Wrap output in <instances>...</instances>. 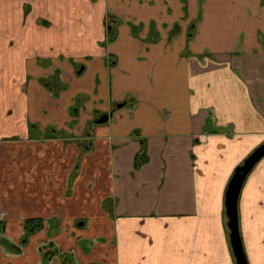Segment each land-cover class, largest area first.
Returning <instances> with one entry per match:
<instances>
[{
  "label": "crops",
  "instance_id": "0c3cea01",
  "mask_svg": "<svg viewBox=\"0 0 264 264\" xmlns=\"http://www.w3.org/2000/svg\"><path fill=\"white\" fill-rule=\"evenodd\" d=\"M3 53L0 264L49 241L47 264H236L225 190L264 142V0H0ZM246 179L239 233L264 264V163Z\"/></svg>",
  "mask_w": 264,
  "mask_h": 264
},
{
  "label": "water",
  "instance_id": "95a60500",
  "mask_svg": "<svg viewBox=\"0 0 264 264\" xmlns=\"http://www.w3.org/2000/svg\"><path fill=\"white\" fill-rule=\"evenodd\" d=\"M107 118L108 115H103L97 122L102 123L106 121ZM263 156L264 142L254 148L242 163L235 167L225 190V210L228 218L227 226L229 228L230 243L236 264H248L238 228L237 206L239 194L246 176Z\"/></svg>",
  "mask_w": 264,
  "mask_h": 264
},
{
  "label": "trees",
  "instance_id": "16d2710c",
  "mask_svg": "<svg viewBox=\"0 0 264 264\" xmlns=\"http://www.w3.org/2000/svg\"><path fill=\"white\" fill-rule=\"evenodd\" d=\"M45 84L52 90H58L61 86L57 84L54 80H44ZM42 220L40 218H29L24 220V235H23V241L27 239V236L31 234L32 232H35L38 230L41 226ZM3 222L0 220V232L3 231ZM0 242L2 244H5L6 242L3 241V239L0 238ZM54 244H52L51 241H49L47 244L41 246L40 251L42 253L43 261L41 264H47L49 259L52 255H54L58 250H53ZM60 264H73L74 258L73 255L70 252H62L60 253Z\"/></svg>",
  "mask_w": 264,
  "mask_h": 264
},
{
  "label": "rangeland",
  "instance_id": "374dc122",
  "mask_svg": "<svg viewBox=\"0 0 264 264\" xmlns=\"http://www.w3.org/2000/svg\"><path fill=\"white\" fill-rule=\"evenodd\" d=\"M191 26H192V24H190L189 26H186V28H187V32H188V35L190 34V31L192 32V30H191ZM6 57H8V58H11V55H9V56H7L6 54H2V55H0V58H6ZM29 60V58H27L25 61H28ZM10 73H12V74H16V71H12V72H10ZM14 74V75H15ZM55 75H57L56 73H54ZM203 97V96H202ZM217 100V99H216ZM201 109H203V110H205V112L207 111L206 109H209L208 108V104H207V102L205 101V99H203V98H201ZM217 105V107H218V109H220L221 111H223L224 113H226L225 111H224V109H223V104L222 103H217L216 104ZM208 112V111H207ZM210 112H212V110L210 111ZM232 112V111H231ZM233 128L232 127H229L228 128V130H232ZM263 142H261V143H259V144H256L255 146H253V147H251L250 148V150H249V152H247V154H245L244 155V157H242L241 158V161L254 149V148H256L257 146H259L260 144H262ZM264 163V156L255 164V166L251 169V171L248 173V175H247V179H246V184H245V187H246V185H247V182L252 178V176H253V174H254V172H255V170L257 169V168H260V166H262V164ZM237 165V164H236ZM244 187V188H245Z\"/></svg>",
  "mask_w": 264,
  "mask_h": 264
},
{
  "label": "flooded vegetation",
  "instance_id": "af4514ba",
  "mask_svg": "<svg viewBox=\"0 0 264 264\" xmlns=\"http://www.w3.org/2000/svg\"><path fill=\"white\" fill-rule=\"evenodd\" d=\"M54 76H56V75H54ZM46 79H48V80H54L55 82H57V84H59L60 86H61V82L58 80V79H56L55 77H52V78H50V77H48V78H46ZM60 89V88H59ZM58 89V90H59ZM57 90V91H58ZM56 91V90H55ZM102 117V116H101ZM97 121V120H96ZM53 250H58L57 248H55V247H53Z\"/></svg>",
  "mask_w": 264,
  "mask_h": 264
}]
</instances>
